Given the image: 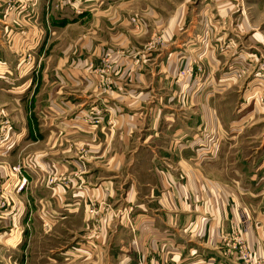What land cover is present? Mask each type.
<instances>
[{
    "label": "crops",
    "instance_id": "obj_1",
    "mask_svg": "<svg viewBox=\"0 0 264 264\" xmlns=\"http://www.w3.org/2000/svg\"><path fill=\"white\" fill-rule=\"evenodd\" d=\"M57 1L0 24V162L27 178L15 191L1 166V263L239 264L236 236L264 257V80L229 69L263 38L228 25L202 51L178 9L150 49L119 21L142 6Z\"/></svg>",
    "mask_w": 264,
    "mask_h": 264
},
{
    "label": "rangeland",
    "instance_id": "obj_2",
    "mask_svg": "<svg viewBox=\"0 0 264 264\" xmlns=\"http://www.w3.org/2000/svg\"><path fill=\"white\" fill-rule=\"evenodd\" d=\"M82 1L83 0H70L68 2H70L71 7H74L75 3H81ZM105 1L108 0H97V3L100 5L103 4ZM131 1L134 0L124 2V9L126 11L135 10L134 7L136 5L142 6V9L139 11V9L137 8V10L131 11L130 17L121 18L119 21L125 23L126 30L129 29L131 33L142 32L145 29L151 30L152 34L148 36L146 42L148 43V48L150 49H156L163 46L164 43H162V32L163 30L165 31L168 27L172 19L171 15L173 14V12L178 9H181L184 12V18H182L184 22V27H186L187 29L190 27L194 28V32H196L194 35V40L195 42H197V44L199 45V49L202 51L205 48H208V40H210V38H218V29L221 33L224 31L225 28H227L228 25H231L233 28H245V36H249L252 34L251 36L253 37L252 40L254 43H256L254 41V39H256V36L262 37V40H264V0H135V3H132ZM57 2V4H61L60 0H58ZM27 3V0H0V24L2 25V27L11 25V23L13 24L12 18L16 17L12 16L14 14V11L17 9H26ZM32 4L34 7L35 4ZM109 10L117 11V8L113 7L109 8ZM146 13H148V15ZM25 21L27 27L29 28L36 26L34 23L32 24V26H29V21L27 19ZM16 24H18L19 27L22 25L20 23ZM232 44V42L227 41L221 46H217L216 48L222 51L224 50L225 46L232 47ZM262 46V48H259V51H256L255 53L251 54L253 55L252 61H249L247 59L250 56V54H247V51H250L247 50L243 53L244 56H246V59L242 60V63L237 62L235 66L229 68L231 70V75L234 78H252L253 80L255 78H257V80L262 78L264 80V41ZM23 52L24 56H22V63L32 62L33 56H30V49H28L27 47V50H24ZM107 54L108 53L106 52L102 54V56H100L99 58V60L103 63L102 69H106L108 67V62L110 61V57ZM196 63L197 65H200L198 61H196ZM250 63H252L251 67L247 65ZM33 66L35 65L33 64ZM19 68L22 67L19 66L18 69L15 70L19 71ZM201 69V66H199V71H201ZM21 71H19V73ZM186 71L191 73L192 68L184 70V72ZM14 72L15 71H13L12 73L13 77ZM6 74L8 73H6L4 66L0 67V78H5ZM98 74L100 75L99 68ZM3 85L4 82H0V86ZM258 92L264 95L263 88L259 89ZM7 100L8 98H6L5 92H0V112L5 109V107H3V104L4 102H7ZM90 109H92V107ZM1 114L2 115H0V138L6 137L7 134L11 132V127L13 126V124H7L9 119L5 115L3 116V113ZM1 156L2 155H0V161H3L4 157ZM10 164L12 163L9 161L8 163L0 162V170L1 166L4 167ZM17 165L22 169L21 163L17 162L13 165H10L8 171L9 177L13 178V182L16 181V174L12 171V167H15ZM51 179L53 178L50 177L48 184H52L53 182H55V180L53 181ZM7 200L8 198L4 194L0 195V209L2 211L6 210ZM232 241L233 243L231 244V246L235 245L234 247L236 248L239 258L240 255L238 246H246V248H248V250L250 251L252 258H261L262 263L264 264V257H254L247 244H245L244 240H241L239 237L236 236L233 238ZM226 242L227 239L225 240V243ZM1 246L2 245L0 244V247ZM2 260L3 258L0 256V264H3L1 263ZM240 262L241 261L239 259V264Z\"/></svg>",
    "mask_w": 264,
    "mask_h": 264
},
{
    "label": "built area",
    "instance_id": "obj_3",
    "mask_svg": "<svg viewBox=\"0 0 264 264\" xmlns=\"http://www.w3.org/2000/svg\"><path fill=\"white\" fill-rule=\"evenodd\" d=\"M260 100L264 98L262 94L259 96ZM99 111L98 109L95 110V113L92 114L90 117L91 122L96 123L99 118ZM12 171L16 174V181L15 183V190L20 191L21 189L24 188L26 184V178L22 173V169L17 165L15 167H12ZM246 230V229H245ZM234 248V247H233ZM239 248V255H240V264H263L262 259H253L250 251L246 246H238Z\"/></svg>",
    "mask_w": 264,
    "mask_h": 264
}]
</instances>
